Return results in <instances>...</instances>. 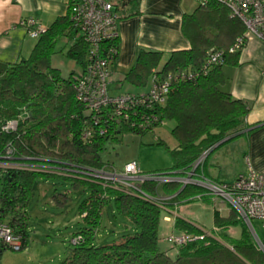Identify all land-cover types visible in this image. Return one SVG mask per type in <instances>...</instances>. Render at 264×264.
<instances>
[{
	"label": "trees",
	"instance_id": "trees-1",
	"mask_svg": "<svg viewBox=\"0 0 264 264\" xmlns=\"http://www.w3.org/2000/svg\"><path fill=\"white\" fill-rule=\"evenodd\" d=\"M182 23L191 46L187 50L171 52L158 72H171L174 75L192 72L196 75L192 78L177 77L171 82L164 104L150 110L157 115V121L147 130L129 128L124 123L110 128L104 135L94 133L90 140L83 141L81 131L88 121L90 124V120L84 114V106L76 98L72 86V76L76 71L63 76L59 69L51 66L56 41L66 31H71L67 9L65 16L57 18L39 34L27 58L15 62L0 60V160L10 165L52 166L64 162L96 169L103 166L98 151L107 139L123 131L139 134L153 131L165 120H173L171 133L177 145L168 148L173 165L151 172L171 171L181 175L191 169L204 152L207 157L222 139L241 133L247 127L245 118L250 106L221 89L224 82L221 66L229 56L236 63L241 49L235 52H228V49L235 38L242 34L244 27L238 19L229 16L225 6L214 0H207L203 6L198 3L192 14L183 16ZM210 47L222 50L224 60L211 67L206 74L198 73ZM86 48V44L76 38L65 53L81 66L80 70L85 66ZM160 59V52L139 51L125 79L143 84L157 69ZM13 119L18 120L17 129L3 131L4 123ZM7 149L11 150V154L10 158L5 159ZM202 166L203 163H200L195 170L205 175ZM40 175L48 176L43 170L0 169V223L20 235L21 249L28 241L29 215L26 209ZM86 183L90 189L89 195L77 208L84 224L71 237L80 239L75 244L70 243L71 247L60 264H264V254L254 246L245 224L237 218L232 207L226 216L213 210V227L209 231L176 218L174 227L180 230L179 233L191 236L203 234L204 237L181 245L166 242L171 251H176L172 257L159 247L164 236H159L162 210L156 203L97 183ZM141 190L149 196L164 198L167 207L180 198L190 201L204 193L199 186L181 187L176 182L157 186L152 182H143ZM111 197L117 215L130 224L129 233L122 234L117 242L96 244L101 211ZM51 199L62 206L68 201V196L55 191ZM233 225L241 226L237 238L227 233ZM5 248L10 249L0 239V256Z\"/></svg>",
	"mask_w": 264,
	"mask_h": 264
},
{
	"label": "built area",
	"instance_id": "built-area-1",
	"mask_svg": "<svg viewBox=\"0 0 264 264\" xmlns=\"http://www.w3.org/2000/svg\"><path fill=\"white\" fill-rule=\"evenodd\" d=\"M225 6L232 18L238 19L244 27L242 34L237 36L229 47L228 52H235L243 48L246 40L254 37L264 44V0H214ZM199 5H205L207 0H197ZM118 4L116 0H69L67 9L70 19V29L86 44L85 66L72 76V86L76 98L84 106V114L89 117L90 124H85L81 131L83 141H88L94 133L104 135L115 126L126 124L129 128L145 131L157 121V115L150 111L158 105L164 104L171 82L177 77L192 78L195 73L171 72L161 74L155 69L150 74L148 89L139 94L122 93L111 94L109 82L111 79L110 65L113 57L117 56V18L114 10ZM19 24L26 28L31 38H37L44 32L32 17H25ZM107 44V45H106ZM224 52L210 47L204 56L199 72L206 74L211 67L222 63ZM162 124V123H161ZM160 124V125H161ZM18 120L13 119L4 123L2 130L15 131ZM157 137H155L156 139ZM11 150L7 149L4 158H10ZM204 152L191 169L178 175L175 172H141L137 164L132 161L125 164L120 172L108 171L100 168H83L70 163L46 165V171L66 175L71 178H84L88 181L115 190L135 194L136 196L153 201L162 211H167L164 198L152 197L141 190L143 182L163 183L176 182L181 187L186 185L199 186L204 195L220 198L232 207L237 218L246 226L254 246L264 254V239L256 232L253 220H264V174L248 168L247 173L239 174L230 182H216L195 168L202 163ZM23 168L30 171H41L42 166L32 164L10 165L0 160V169ZM45 171V170H43ZM170 198V197H168ZM203 234L191 236L188 233L168 234L163 240L170 245H181L194 239H202ZM0 239L13 251H20L21 237L15 234L9 226L0 223ZM79 237L70 239L71 244L79 241Z\"/></svg>",
	"mask_w": 264,
	"mask_h": 264
},
{
	"label": "crops",
	"instance_id": "crops-1",
	"mask_svg": "<svg viewBox=\"0 0 264 264\" xmlns=\"http://www.w3.org/2000/svg\"><path fill=\"white\" fill-rule=\"evenodd\" d=\"M116 1L118 4L114 6V10L119 15L117 18L118 50L117 57L110 65L112 74L108 88L111 94L135 93L129 90L122 91V89L119 91V89L124 88L125 85L133 86L132 88L140 86L125 79V74L135 64L139 51L160 52L161 59L156 67L159 69L171 52L189 49L191 44L183 29V16L192 14L198 7V2L197 0ZM68 2L69 0H0V60L15 62L30 55L37 38H31L26 28L19 24L22 18L32 17L37 24L47 29L57 18L66 15ZM76 38L74 31H66L56 41L55 51L58 46L61 47L60 52L64 53L72 46ZM59 42L64 45L62 46ZM52 59L53 55L51 66L59 69L63 76H67L62 73L59 65L53 63ZM232 59L233 57L229 56L221 66L224 77L221 89L229 92L233 98L247 102L250 109L245 118L247 127L238 135L228 137L229 139L218 146L215 147V144V149L212 151H221L222 147L231 142L236 144L238 153L232 160L237 168L234 177L229 180L220 179V163H224L223 151L217 154L216 160L208 164L210 165L208 169L205 163L212 152L203 162L202 172L216 182H230L237 175L247 173L248 168L264 174V44L250 37L238 52L236 63ZM176 145L177 142L174 147ZM203 196L204 194L201 195ZM201 197L190 201L180 198L176 203H171L172 205L166 208L167 211H162L159 236L180 232L174 227L176 218H181L202 230H211L213 225L207 229L201 225L200 217L195 214V209H199V206L195 204L198 205L200 201L205 200ZM210 199L214 201L213 198ZM163 243L160 241L159 247L160 244L166 245L164 251L174 257L176 251H167L169 246ZM2 254L3 251L0 264H3ZM27 259L28 257L26 261ZM24 261L20 260V262ZM17 262L19 260L8 264H18Z\"/></svg>",
	"mask_w": 264,
	"mask_h": 264
},
{
	"label": "rangeland",
	"instance_id": "rangeland-1",
	"mask_svg": "<svg viewBox=\"0 0 264 264\" xmlns=\"http://www.w3.org/2000/svg\"><path fill=\"white\" fill-rule=\"evenodd\" d=\"M60 42L62 41L60 40ZM60 49L61 47L57 46L56 51L53 53L52 61L55 65L61 67L62 73L68 75L72 70L80 71L81 66L64 54L67 50L62 53ZM148 84L149 77L140 86L132 88L133 86L125 85L119 91L122 89V91L129 90L130 92L140 93L148 89ZM173 125V120H165L153 131H146L142 134L123 131L118 133L116 137L107 139L103 147L98 151L103 167L108 171L115 170L120 172L124 169L126 163L132 161L137 164L139 171L146 173L171 167L173 159L168 148L172 149L177 142L171 133ZM155 137H158V140H155ZM222 151L224 163H220V179L229 180L234 177L235 170H237L232 161L233 156L238 153L234 142L222 147L221 151L216 152L215 150L212 152L205 164L208 169L210 167L208 164L216 160L217 154H221ZM205 158L206 155L203 157L202 163ZM41 166L42 170H45L43 172L48 174V176H39L33 189L31 201L26 209L29 215L27 245L20 251L5 248L1 259L3 264L11 263L14 260H19L18 264H60L69 247H71L70 239L73 233L84 224L81 220L82 214L78 215L77 208L81 201L89 195L90 189L86 182H94L84 178H71L55 172H48L45 168L46 165L41 164ZM1 188L2 179L0 177V191ZM55 191L67 194L68 201L64 205L60 206L52 201L51 195ZM202 194L204 193L196 195L195 198L200 199ZM201 198H205V200L200 201L198 205L195 204V206H199V209H195V214L200 217L201 225L208 229L213 225V210L216 209L222 216H226L230 206L226 202H222L219 197L213 198L214 201L208 195H204ZM253 225L257 234L264 239V220H253ZM160 226H162L161 221ZM129 229L130 224L128 221L117 215L114 200L111 197L104 204L101 211V223L97 230L96 244L117 242L122 234L129 233ZM240 232V225H233L227 231L232 237H239ZM162 241L166 243L164 240ZM160 245L162 250H166V245ZM167 251L171 250L168 249ZM20 260L25 261L20 262Z\"/></svg>",
	"mask_w": 264,
	"mask_h": 264
},
{
	"label": "water",
	"instance_id": "water-1",
	"mask_svg": "<svg viewBox=\"0 0 264 264\" xmlns=\"http://www.w3.org/2000/svg\"><path fill=\"white\" fill-rule=\"evenodd\" d=\"M227 139H229V138L226 137V138L222 139L220 142H218V143L215 145V147L218 146L219 144H221L222 142H224V141L227 140Z\"/></svg>",
	"mask_w": 264,
	"mask_h": 264
}]
</instances>
